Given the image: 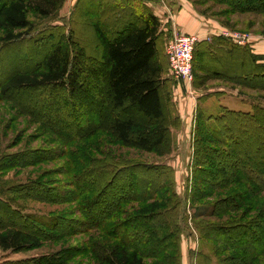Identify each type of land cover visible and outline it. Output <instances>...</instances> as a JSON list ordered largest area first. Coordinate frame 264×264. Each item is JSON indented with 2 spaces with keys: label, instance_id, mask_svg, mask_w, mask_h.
Listing matches in <instances>:
<instances>
[{
  "label": "trees",
  "instance_id": "16d2710c",
  "mask_svg": "<svg viewBox=\"0 0 264 264\" xmlns=\"http://www.w3.org/2000/svg\"><path fill=\"white\" fill-rule=\"evenodd\" d=\"M83 1L77 0L68 31L63 24H50L49 29L40 31L44 34L41 36L40 32L36 33L39 25L45 20L60 21L57 20L58 15L66 0H0V29L3 30L0 43L31 38L43 42L46 47L33 70L15 73L1 88L4 92L17 89L21 93H37L38 103L45 101L43 93L49 100L63 94V103L70 106V112L52 116L50 108L53 105L47 103L41 116H37L42 119L37 120L55 127L59 136L67 141L104 130L124 146L170 153L173 145L171 129L180 127L181 118L175 116L171 99L174 82L167 77L168 64L162 52L161 39L166 27L147 5L138 10L121 0ZM213 1L228 6L223 13L264 12V0ZM75 21L89 23L93 28L100 61L88 55L77 30L73 29ZM167 30H171L169 25ZM229 39L215 37L208 48H203L218 63L232 62L222 70H213L206 77L198 76V69L193 67L196 86H202L207 78L215 77L264 90V53L254 52L251 46H242ZM201 43H197L195 55ZM216 44H223L227 49L214 48ZM99 62L100 65H96ZM80 91L91 92L94 98L93 92L97 91L103 111L96 110L97 103L91 100L90 106L93 104L94 108L88 105L78 113L77 105L70 99ZM80 106L83 107L82 104ZM129 108L148 119L151 127L132 116L123 115ZM106 112L111 115L110 119ZM31 113L34 116L38 114ZM90 116L92 121L85 123L82 118ZM196 119L194 180L191 193H188L193 206H196L195 217L209 212H215L210 215L235 213L247 202H252L250 207L253 210L257 209L252 215H248L251 212L246 210L239 219L198 221L200 239L206 240V244L211 242L217 264H254L264 257V233H261L264 229V206L254 200L264 193V106L254 105V110L249 112L223 108L219 115H205L201 110L197 111ZM76 149L80 153L76 161L81 168L75 172L74 181L82 214L87 219V229H103L119 241L115 249L89 241L88 247L96 263L184 264L181 247L184 229L179 221L183 203L174 189L173 169L165 164L136 161L119 162L117 166L110 160H103L105 164L100 165L101 159L89 157L81 148ZM68 154L74 159L71 153ZM229 158L233 163L227 165ZM218 162H225L224 167L218 169ZM103 165L105 167H101ZM129 170L143 171V176H129ZM238 183L243 184V190L237 186L234 193L217 199L211 207L206 203L198 204L218 190ZM9 187V191L0 188V203L11 208L14 198L3 197L15 186ZM33 188H38V195L45 193L42 185ZM44 200L53 199L45 197ZM129 201L144 203L119 222L111 221ZM11 209L6 213L8 219H0V248L19 252L31 245H39L40 240L34 232L36 225H30L34 217L23 215L20 208ZM129 211L125 209V212ZM35 219L48 228H55L50 222ZM225 253L229 254L223 256ZM192 255H196V264H211L213 261L212 256L203 250L202 242ZM52 257L11 262L54 264Z\"/></svg>",
  "mask_w": 264,
  "mask_h": 264
},
{
  "label": "rangeland",
  "instance_id": "374dc122",
  "mask_svg": "<svg viewBox=\"0 0 264 264\" xmlns=\"http://www.w3.org/2000/svg\"><path fill=\"white\" fill-rule=\"evenodd\" d=\"M121 1L125 5H130L138 10H143L144 5H146L141 0ZM76 2L77 0H66L58 15L57 20L60 21L50 22L45 20L39 25V30L37 29L38 32L36 33H39L42 29H49L48 26L50 24H63L65 31H68L74 16ZM182 2H187L194 9L198 10L209 22L215 24V21H217L216 24L224 27L223 33L232 32L233 34H238L243 39L242 44L239 45L251 46L255 48L256 52L264 53V12L236 11L223 13L222 11L227 9L228 6L220 4L217 1L182 0ZM31 18L34 19L33 16ZM72 26L75 31L77 30L78 37L86 47L88 55L94 56L100 61L101 54L98 41H96L95 33L90 24L75 21L72 23ZM165 27V34L161 39V45L163 47V55L166 57V61H164L168 64L167 77L174 82L171 99L174 101L172 103L175 116L179 115L177 105L182 96H180V93L175 95L174 87L181 85L183 92L185 94L188 93V95L186 94L187 98L197 96L189 104L193 105L195 111L194 114L192 113L193 126L187 130L175 127L171 129L173 145L170 153H167V151L163 153L162 150L158 149L151 150L149 148L147 150L145 148L124 146L110 132L104 130L73 141H67L61 138L55 127H49L46 122H40L37 119L44 112L47 103L53 105L50 108L52 116L58 113L63 114V112L66 115L70 112V106L63 103L65 102L63 100V94H58L55 99L49 100V98L44 96L45 93H43L42 96L45 101L38 103L37 96H35L37 93L32 94V92L28 91H22L21 93L17 89L4 92L1 88L15 73L30 72L36 67V63L42 56L41 53L46 48L43 42L40 43L31 38H23L7 44L0 43V188L3 187L5 191H9L10 185L15 186L10 193L4 194L3 197L14 198V205L11 208H20L23 215L28 214L34 217L31 218L30 225H36L34 232L38 235L36 238L40 240L39 245H31L24 251L15 252L0 248V264H12L11 261L37 259L43 256H53L54 264H97L89 250V241L103 243L110 249H115L119 245V241L107 235L103 229H87V219L82 214L80 200L78 198L79 191L74 181L75 172L81 168L78 166V160L76 161V157L80 155L79 150L76 149L77 147L85 151L89 157L101 159L99 162L100 165L105 164L103 160H110L116 164L119 162V164H122L126 161H136L155 165H169L173 169V176L175 178L174 189L183 203L182 215L179 216V221L184 229L181 243L183 242L184 244L185 253H190L191 257L192 249H190V246L195 244L197 237L198 245L202 242L203 250L212 256L213 261L211 264H217L216 256L212 253L210 247L211 242L206 244V240L201 241L200 239V232L197 229L198 221L221 222L231 217L239 219L244 216L243 214L246 210L251 212L248 215H252L257 211V209L253 210L250 207L252 202H247L242 204L241 209L235 213L228 215H220L218 213L210 215L209 213L215 212H209L206 215L195 217L196 206H193L188 193H191L190 189L194 180V137L197 111L202 110L205 115H219L223 108H228L227 106L240 111H253L254 105L264 106V90H255L245 86L231 84L230 88L237 89L238 92L233 94L230 91L229 94L222 96V92H217L216 90L217 87H221V84L217 81L207 82L202 88H198L195 83L196 79L194 74L192 80L188 79L187 81H183L176 79L172 73L167 54L168 45L173 40L174 33L172 29L170 31L167 30V25ZM2 33L3 30L0 29V34ZM40 35L43 36L44 34L40 32ZM200 41L201 36L198 42ZM196 56L198 55L193 53L192 63L193 67L196 66L198 68L204 63L199 62ZM219 62V67L217 66L216 69L222 70L232 60L226 61L227 64H225V61L224 64L221 61ZM96 65H100V62ZM192 91L193 94L195 93L194 95L191 94ZM90 93L88 91H80L76 97L70 99L77 105L78 113H82L84 111L83 108L88 105L94 108L93 104L90 106L91 100H95V103H97L95 104L96 110L103 111L101 110L103 108L102 102L98 99V92H93L95 98ZM31 112L38 114H35V117ZM106 115L110 119L109 117L111 115L108 112H106ZM123 115L132 116L137 121L147 123L146 125L150 127L152 125L148 119L133 108H129ZM92 118L90 116L89 118L83 117L82 119L87 123L92 121L90 120ZM41 119L42 117L39 118V120ZM68 153H71L74 159ZM81 158H79V161ZM218 161L220 162V159ZM219 162V167L217 166V168H223L225 162ZM230 163L232 164L233 161L229 158V162H226V164L230 165ZM101 167L105 166L103 165ZM134 174L143 176V171L129 170V176H133ZM38 185H42L45 188L44 194L38 195V188H33ZM242 185V183H238L233 187L230 186V188L227 187L218 190L212 197L201 200L198 204L202 205L206 203L207 206L211 207V204L217 199L234 193L237 190V186L243 190ZM245 192L247 198L248 192L246 189ZM39 196L43 197L40 198ZM45 197L53 200H44ZM254 200H258L264 206V193L258 195ZM143 203L129 201L128 204H124L121 207L122 211L116 213L110 220L119 222L127 216V213L139 209ZM189 203H191L190 213L188 212L187 206ZM7 208L9 210H6ZM11 208L5 203H0L1 220L8 219L6 213L12 211ZM125 209L130 211L125 212ZM35 218L50 222L51 226L55 228H48L41 224V222H36ZM246 218H249V216ZM261 231V233H264V229ZM226 254L229 253H225L223 256ZM192 258V260L195 259L196 261V255H193ZM254 264H264V257L260 260L258 259Z\"/></svg>",
  "mask_w": 264,
  "mask_h": 264
},
{
  "label": "crops",
  "instance_id": "0c3cea01",
  "mask_svg": "<svg viewBox=\"0 0 264 264\" xmlns=\"http://www.w3.org/2000/svg\"><path fill=\"white\" fill-rule=\"evenodd\" d=\"M143 2L147 6H149L157 16L160 17L161 21L163 22L162 26L163 24H164V27L166 25L167 26L169 25L173 33L175 31L179 33L182 32V33H192V34H197V35L199 34V36H201L202 43L200 45V49L198 50L197 58L199 62H203L204 64L201 67L197 68L198 76L201 75L203 77H206V75H208L213 70H215L217 66L219 67L220 62L218 63V61L212 60L211 54L204 52L203 48H207L211 43H213L214 42L213 38L215 37L220 36V37L228 39V37H225L223 35V28H224L223 26L216 24L217 21H215V24L213 22H209V20L203 17L198 10L194 9L187 2L183 3L182 0H143ZM229 41L231 40L229 39ZM214 48L227 49V47L224 46L223 44H216ZM253 51L256 52L255 48H253ZM210 81L212 82L217 81L221 84V87H217L216 90L217 92H222L221 93L222 96L229 94L230 91H232L233 94L238 92L237 89L230 88L232 83H229L221 78L209 77L206 79L205 84ZM203 85L199 86L198 88H202ZM174 93L175 95L180 93V96H182V98H180V102L177 105V108H178L177 111L179 112V115L181 118V125L179 128H182L184 130L190 129L193 126L192 125V121H193L192 113L194 114L195 111H194L193 105H189V104L191 100L194 98H197V96L187 98L186 94L188 95V93L185 94V92H183L181 85L174 87ZM191 94H193V91ZM227 107L229 109H233V108H230L229 106ZM187 206H191V203H189V205ZM181 247H182L183 263L184 264H195L196 262L195 259L192 260L193 255L191 257L190 253H185L183 242L181 243ZM190 249H192V251L193 250L198 251L199 245H198L197 237L195 240V244L190 246ZM190 249H189V252H190Z\"/></svg>",
  "mask_w": 264,
  "mask_h": 264
},
{
  "label": "built area",
  "instance_id": "2783aa9c",
  "mask_svg": "<svg viewBox=\"0 0 264 264\" xmlns=\"http://www.w3.org/2000/svg\"><path fill=\"white\" fill-rule=\"evenodd\" d=\"M224 36L242 44L243 39L238 34L223 33ZM200 40L197 34H182L174 31L173 40L169 43L167 54L172 73L176 79L187 81L193 78V53ZM190 213V206H188Z\"/></svg>",
  "mask_w": 264,
  "mask_h": 264
}]
</instances>
